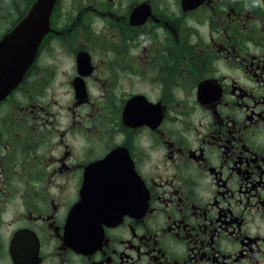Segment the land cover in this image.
Masks as SVG:
<instances>
[{"label": "flooded vegetation", "instance_id": "flooded-vegetation-1", "mask_svg": "<svg viewBox=\"0 0 264 264\" xmlns=\"http://www.w3.org/2000/svg\"><path fill=\"white\" fill-rule=\"evenodd\" d=\"M36 1L0 0V42ZM49 26L0 101V264H264V0Z\"/></svg>", "mask_w": 264, "mask_h": 264}, {"label": "water", "instance_id": "water-1", "mask_svg": "<svg viewBox=\"0 0 264 264\" xmlns=\"http://www.w3.org/2000/svg\"><path fill=\"white\" fill-rule=\"evenodd\" d=\"M54 0H38L32 9L33 14L37 15L36 18L41 19L40 32L37 35H33V39L38 40L41 39L42 35L46 32L48 28V16L52 7ZM37 22V21H36ZM35 22V23H36ZM8 71L5 74H0V99L9 91L15 84L20 80L21 73H11L9 71V67H6Z\"/></svg>", "mask_w": 264, "mask_h": 264}]
</instances>
